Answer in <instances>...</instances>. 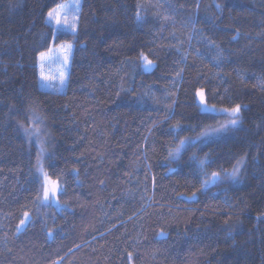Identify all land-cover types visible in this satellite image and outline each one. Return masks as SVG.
Instances as JSON below:
<instances>
[{"label": "trees", "instance_id": "16d2710c", "mask_svg": "<svg viewBox=\"0 0 264 264\" xmlns=\"http://www.w3.org/2000/svg\"><path fill=\"white\" fill-rule=\"evenodd\" d=\"M65 1L0 0V264H264V0H81L56 33ZM61 42L56 93L39 53ZM199 90L237 126L193 141L230 118Z\"/></svg>", "mask_w": 264, "mask_h": 264}, {"label": "snow or ice", "instance_id": "6c2138e0", "mask_svg": "<svg viewBox=\"0 0 264 264\" xmlns=\"http://www.w3.org/2000/svg\"><path fill=\"white\" fill-rule=\"evenodd\" d=\"M71 8H76L78 10L79 5L74 4V5H68V4H58L55 8H53L51 11L48 12V20L49 21H54L57 26H63L66 28L71 29L73 33L76 31V23H69L67 19V11L70 10ZM138 18H139V14ZM75 17H73V20L75 21ZM72 52V45L67 44V45H61L59 49H54L52 47H49L46 52H40L39 53V63H40V78L42 81H49L56 79L55 76L52 75H46L44 73V67L46 63H52V62H59L62 66V68L66 69L68 64H69V57ZM142 59L144 60V66L145 69L147 70L148 68L151 67L152 61L148 60L146 56H142ZM59 81L61 87L63 86L65 79H66V72L63 70H59ZM200 97V101L202 104L206 103L205 96L203 91H200L197 93ZM214 110V109H212ZM225 113H228L231 117L225 124L221 125L220 129H215L213 130L214 132H221V131H226L229 130L230 128H234L237 126L239 122V113L241 111V106L237 104L235 107L231 109H224L223 110ZM27 131V129H25ZM203 135H207V133H204ZM191 143V141L185 139L181 140L179 146L176 149V155L179 154L180 148H182L185 144ZM170 155H173V153H170ZM201 165L203 166L205 164V161L200 162ZM42 171V169H41ZM239 174V168H234L231 176L233 179L237 178ZM44 176L46 177L43 185H42V194H38L37 196V201L40 204H45L46 202H51L54 200L57 196V193L62 191L59 184L56 181L51 180L50 178H47V174L44 173ZM220 178V173L218 172H213L212 173V180L213 182L218 180ZM205 185L208 183V181L204 182ZM195 195V194H193ZM191 198V197H190ZM31 217L27 212L24 213V218L20 221V225H24L26 221L30 220ZM20 230V227L17 226V231ZM163 235V233H161ZM128 259L131 261L132 259V254H128Z\"/></svg>", "mask_w": 264, "mask_h": 264}, {"label": "rangeland", "instance_id": "374dc122", "mask_svg": "<svg viewBox=\"0 0 264 264\" xmlns=\"http://www.w3.org/2000/svg\"><path fill=\"white\" fill-rule=\"evenodd\" d=\"M61 4H68V5H74V4H78L79 5V8L78 10L76 8H71L70 10L67 11V19H68V22L71 24L73 22L76 23L77 25V20H78V15H79V10H80V4H81V0H67ZM73 17H75V21L73 20ZM47 21L48 23L53 26L54 30L56 33H69V34H74L71 29L69 28H66V27H63V26H57L55 24L54 21H49L48 20V15H47ZM67 44H71V43H64V42H61L60 44H57V45H52L51 47L54 48V49H59V47L61 45H67ZM72 45V44H71ZM72 49H73V45H72ZM72 54V52H71ZM70 58H71V55L69 57V63H70ZM148 59V58H147ZM149 60V59H148ZM141 63H142V67H143V70L145 71H148L150 70L154 64L152 63L151 67L148 68L147 70L145 69V66H144V60L142 59L141 57ZM38 67H39V86L41 89H44L46 91H51V92H56V93H64L65 91V87H66V81H67V75H68V69H69V64L67 66L66 69L62 68L61 64L59 62H52V63H46L45 64V67H44V73L46 75H52V76H55L56 79H53V80H49V81H42L41 78H40V63L38 64ZM59 70H63L66 72V79H65V82L63 84V86L61 87L60 85V81H59ZM202 90H199L198 92H200ZM197 92V93H198ZM204 93V92H203ZM196 100H197V103L199 104V107L200 109L203 111V112H207V113H210V114H214V115H224V116H230L228 113H225L223 110L224 109H221V108H217V107H214V106H210L208 105L207 103H204L202 104L201 101H200V97L198 94H196ZM214 109V110H212ZM231 119V117L229 118ZM227 119L226 121H224V124L229 120ZM221 126L219 127H208L207 129H205L201 134H199L200 136L199 137H196V138H192L193 141H196V140H210L212 138H216L217 136L221 135V134H224V131H221V132H214L213 130L215 129H220ZM204 133H207V135H203ZM32 138H33V143L38 147L39 149V160H38V163H37V170L41 172V169H42V161L44 159V153H43V150L42 148L44 149L45 151V146H46V143L48 145V135L46 136L45 133L43 132V130L41 129H36L33 133H32ZM42 146V148H41ZM181 149V148H180ZM176 153V151H175ZM43 170V169H42ZM48 178V177H47ZM46 177L42 176V185L45 181ZM208 183L206 185H209L213 182L212 180V176L209 177L208 180ZM205 183H204V187H206Z\"/></svg>", "mask_w": 264, "mask_h": 264}]
</instances>
